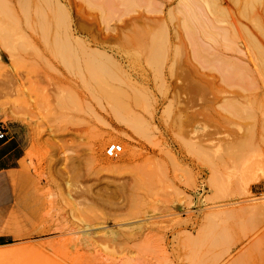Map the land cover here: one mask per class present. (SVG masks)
Wrapping results in <instances>:
<instances>
[{
	"label": "rangeland",
	"instance_id": "374dc122",
	"mask_svg": "<svg viewBox=\"0 0 264 264\" xmlns=\"http://www.w3.org/2000/svg\"><path fill=\"white\" fill-rule=\"evenodd\" d=\"M127 1L0 0V264H264V94H211L185 11Z\"/></svg>",
	"mask_w": 264,
	"mask_h": 264
},
{
	"label": "bare ground",
	"instance_id": "6f19581e",
	"mask_svg": "<svg viewBox=\"0 0 264 264\" xmlns=\"http://www.w3.org/2000/svg\"><path fill=\"white\" fill-rule=\"evenodd\" d=\"M53 1L56 3L57 8L63 9L62 3H61L62 0H53ZM124 1L125 0H123V2ZM129 1L131 2V0H129ZM129 1H127L125 5H127V3ZM153 1H155V0H153ZM156 1L158 3V0H156ZM159 1L166 2L167 4H168V2L169 3L173 2V3H175L174 4L175 8L173 9L174 11H175V9L179 12L185 11V13H186L185 17L186 18L181 19L182 23L180 22V24H179V22H178V24H176V27L179 26L178 30H177V28L174 29L173 26H171V24H170L171 28H173L171 30L172 31V33H171L169 28H167L168 24L165 22L164 19L158 20V21H160L158 27L160 30V34L163 35L162 42H164L165 45L167 44L166 46H172V41L174 39H176V36H177V38L179 37V34L177 35V33H175V31L176 30L179 31L181 28H183V30L186 32V35L189 37V39H192V40L194 39L195 42L197 41L198 46H194L192 44L194 46L193 48L196 49L195 47H197V50L201 51V52L200 51L197 52V53H200V55H202L201 53L203 52V54H204L203 59L205 61L202 60L201 58L199 60H201L200 62L204 61L203 63L206 64V65L200 64L202 71H200V73H199L200 79L202 81L201 83L199 82L200 85L202 86V84H204L205 82L207 84L206 85L207 87L204 85V87H205V88L203 87L204 89H206V90L209 89L208 91L209 92L212 91V92H210L211 94L213 93V90H210L213 88L212 85H210L212 87V88H210V86H208L209 83H207V80H206V77H211L212 82L211 81L210 82L212 84L215 81H217V85H219L218 81L225 83V84H227V82H228L230 84V85L229 84L220 85L222 87L223 86L227 87L228 85L231 87L233 85L238 86L236 83L243 82L244 84L247 83V86L248 85L253 86V88H254V86L256 84L257 88L255 90V93L252 91L254 93V95L255 94L256 95H263L264 94V0H159ZM173 10H169L170 11V13L168 12L169 17H170V15H172V17L174 18V13L171 14L173 12ZM32 11H34V10H32ZM21 14H22V12H21ZM140 16L137 19L142 21V19H140ZM183 17H184V15H183ZM41 18H42V16H41ZM154 20H152V21L154 22ZM158 21H156V24H158ZM150 22H151V20H150ZM49 27H51V26H49ZM76 28L79 29V31L83 30L82 28H80L79 24L76 25ZM170 33L172 34L173 37H175L173 40H172L173 37L171 38ZM71 37H72L73 41H77V42L81 41V43L83 42L82 43L83 45H85V44L88 45L89 49L93 45L96 48H102L104 50V52L99 53L97 51H92L93 53L91 52L92 53L91 55H93V58L95 57L98 60L100 59V60L110 61V58L105 57L106 51H105V48L103 47V44L105 41L104 42H100V41L97 42L96 41L92 45H89V44H87V42L85 40H82L80 38L75 37L74 34H72ZM200 55H198V58L200 57ZM204 70H206V72H208L210 75L208 76L207 73L205 74L203 72ZM213 72L216 73V75L212 74L213 75L212 76L211 73H213ZM232 82L235 84L231 85ZM243 83H241V84H243ZM241 84H239V85H241ZM251 84H254V85H251ZM214 86H216V85H214ZM243 86L242 85L239 86L238 91L236 90L233 93V96H231L230 98H227V99L226 98H219V99H223L222 107H220L218 105L219 103H217V105L221 108V110H222L223 106L225 107V105H226V108L228 107L227 108L228 110H229V108H234L232 115H234L233 113H235L234 111L235 110L237 111V109H238V111L240 109H245V112H247V114H248V110L250 112L252 111V110H250V108H252L254 106V103H255L254 100L257 98L253 99V97H256V96L252 95L253 97L251 96V98H250L249 97L250 95L249 96L247 95L248 93L245 94L246 89L244 91V89L241 88ZM244 88H246V86ZM225 90L226 89L221 90V91L225 92ZM242 92H244V93H242ZM217 93L218 92H215V94H217ZM219 94H220V92H219ZM221 94H223V93H221ZM215 96H217V95H215ZM215 96H214V98H215ZM216 99H218V96L216 97ZM262 99H264V98L262 97ZM256 104H259V108H260V105H264V104H262V102L258 103V101ZM208 106H209V104H208ZM219 107H217V108L220 109ZM216 109H213L216 112L212 111V109H208V110L212 111L211 112L212 115H214L215 113L217 114V112L218 113L223 112V114H224V112L226 111V109H224V108L223 109L225 111L224 110L219 111L218 109H217L218 110L217 111ZM227 111L225 113L231 115ZM205 112H206V109L204 112H199L200 113L199 115L203 116V114ZM213 112H215V113L213 114ZM245 112H243L241 117H243ZM240 113H241V111H239V114ZM254 113H252V114L250 113V114L253 115ZM206 114H208V111H207V113H205V116H206ZM195 116H196L195 117L196 119L193 118L194 116L192 117L193 119H195L194 123L197 122V118H198L197 114ZM205 116H203L202 118H204ZM251 136H253V135H251ZM251 138L253 139V137H251ZM251 138H250V140H251ZM237 139H238L237 140L238 142H242L240 144H243L245 141L244 140L245 138L244 139L241 138L244 141H240L239 137ZM208 141H209V139H208ZM234 142L233 143L230 142V143L233 145ZM238 142H235V143H238ZM246 143H248V142H246ZM234 145H236V144H234ZM238 145L239 144H237V149H238ZM243 145H241V146H243ZM245 146H247V145H245ZM241 148H244V147H241ZM118 167H120V165H115V164H107L106 165V168L113 169V170H115Z\"/></svg>",
	"mask_w": 264,
	"mask_h": 264
},
{
	"label": "built area",
	"instance_id": "2783aa9c",
	"mask_svg": "<svg viewBox=\"0 0 264 264\" xmlns=\"http://www.w3.org/2000/svg\"><path fill=\"white\" fill-rule=\"evenodd\" d=\"M6 132L2 126H0V140L4 139ZM121 153V146L115 143H110L105 146L103 154L106 158H116Z\"/></svg>",
	"mask_w": 264,
	"mask_h": 264
}]
</instances>
